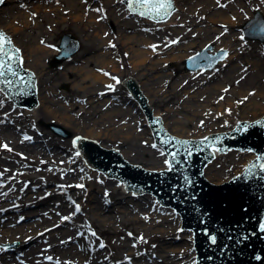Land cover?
Wrapping results in <instances>:
<instances>
[{
  "label": "rangeland",
  "instance_id": "rangeland-1",
  "mask_svg": "<svg viewBox=\"0 0 264 264\" xmlns=\"http://www.w3.org/2000/svg\"><path fill=\"white\" fill-rule=\"evenodd\" d=\"M7 1L1 21L22 50L26 67L38 72L40 106L46 104L59 115L67 111L69 118L60 121L40 106L17 108L0 91V264H9L4 257L29 264L18 261L24 244L38 247L33 259L42 257L39 264H196L194 236L181 230V219L173 210L161 207L152 195L134 196L118 181L88 167L73 138L54 132L49 125L97 137L102 146H117L131 163L154 170L168 167L167 156L160 147H153L142 112L136 102H130L122 84L129 75L138 78L155 112L165 117V126L174 135L204 137L209 131L230 130L236 121L264 116V96L258 95L264 89V44L245 37L241 30L257 8L264 15V0H235L245 7L239 23L229 27L236 39H224L202 27L196 38L180 44L185 34L198 28L195 23L207 24L212 17L209 9L216 2L226 0H210L208 9L200 7L202 0H175V18L166 25L129 16L120 0ZM181 19L184 22L177 25ZM222 27L213 26L217 31ZM104 30L111 38L108 45L102 39ZM64 33L78 36L82 45L54 69L49 61ZM246 41L251 45L249 52L230 60L236 54L232 46ZM208 43L215 45V51L226 49L228 57L212 71H187L183 60ZM172 44L179 46L172 52L161 51ZM104 52H108L105 60ZM255 62H263V68ZM236 66L238 72L233 69ZM241 66L246 70L239 72ZM88 70L109 83L94 82ZM241 73L244 79L237 80L236 74ZM254 79L257 82L248 81ZM64 83L69 90L62 88ZM223 89L233 91L232 96L220 100ZM70 105L72 111L67 110ZM107 114L110 126L104 125ZM5 132L35 138L11 146ZM254 157L239 151L218 155L205 169L206 177L223 183ZM62 234L73 235L68 245L74 255L56 238Z\"/></svg>",
  "mask_w": 264,
  "mask_h": 264
},
{
  "label": "water",
  "instance_id": "water-1",
  "mask_svg": "<svg viewBox=\"0 0 264 264\" xmlns=\"http://www.w3.org/2000/svg\"><path fill=\"white\" fill-rule=\"evenodd\" d=\"M122 3L127 7L126 0ZM5 4L6 0L0 4V8ZM175 10L176 5L172 0L169 16L163 20H151L166 21ZM1 14L2 8L0 32L10 38L1 21ZM243 29L249 38L264 43V16L260 10L255 12V17L247 21ZM13 41L11 39V46L19 49ZM80 47L81 42L76 35L64 34L58 45L59 53L50 60L51 67L57 68L78 52ZM213 49L214 45L210 44L186 59V69L212 70L218 61L226 57L224 53L227 55L226 50L211 54L209 50ZM16 55L18 59L12 62V66L18 72V77H6L14 83L10 89L4 84H1V88L17 106L34 109L39 105V84L35 76H38V72L24 67L20 50ZM20 77L24 80L23 84L19 83ZM138 81L137 77L129 76L123 84L145 115L156 144L165 150L169 168L149 170L140 164H132L130 159L124 158L123 151L120 152L117 146L103 147L97 137L76 135L74 143L87 164L108 178L124 183L127 191L136 195L153 194L163 206L174 209L182 219L183 229L194 233L196 264H264V231L261 230L264 224V169L260 167L264 159H257L258 156L264 157V116L254 121L242 120L229 131H209L211 134L204 138L175 136L169 132L171 128L165 127V117L155 114L154 107ZM63 88L69 89V85L65 84ZM133 99L130 96V102ZM49 126L58 134L73 136L71 131L58 124ZM233 149H251L257 157L243 172L240 171L242 173L232 174L240 173L228 181L222 184L210 182L205 177V168L215 158V150L225 153ZM188 150H191L190 156ZM172 152L178 153L175 161L170 155ZM211 235L216 237L215 244L210 240Z\"/></svg>",
  "mask_w": 264,
  "mask_h": 264
},
{
  "label": "bare ground",
  "instance_id": "bare-ground-1",
  "mask_svg": "<svg viewBox=\"0 0 264 264\" xmlns=\"http://www.w3.org/2000/svg\"><path fill=\"white\" fill-rule=\"evenodd\" d=\"M203 1V4L200 5L201 8H205V9H208L209 6L212 4L210 3V0H202ZM8 2V1H7ZM210 3V4H209ZM216 7L215 8H211L209 9L210 13L212 15L211 19L209 21H207L205 24L204 22H201V23H195L194 25L197 26L198 28H196L195 30L189 32V34H185V36L179 41V44L183 41V40H191L193 38H196V31L197 32H200V28L204 27L206 28L207 31H214V32H218L224 39L227 38V39H236L237 36L236 34H233L232 32H230V28L231 26L233 25H237L239 23V20L240 18L243 16V11L245 12V7H242V4H238L235 2V0H226L225 3H218L216 2ZM74 4H72L71 7H73ZM233 6V7H231ZM262 10L264 11V3L262 5ZM81 15H79L78 17H80ZM76 17V18H78ZM175 18V16H173ZM171 18L167 23H170V21H172L174 18ZM94 18V17H93ZM177 18V17H176ZM184 22L183 19L181 20H178L177 22V25H181L182 23ZM167 23H163V24H167ZM223 26L222 29L219 31H217L216 28H213V26ZM102 39L105 41L104 44L105 45H108L110 44L111 42V38L107 36V34L105 33V30L102 32ZM179 44H172L168 45L167 49L166 47L161 50V51H174L176 48H178ZM251 47L250 43L249 42H243L241 43L240 45H237V44H234V46H232V50L236 52V54H233V55H230L229 59L232 60L233 58L235 57H243V55H245L246 53L249 52V48ZM42 48L41 46L39 47V49ZM44 50H46V48H43ZM106 56H108V52H104V57L103 60L106 59ZM254 65H256L259 69L260 68H263V62H255L253 63ZM238 66L236 67H233V69L237 70L238 72ZM242 67V66H241ZM240 67V71H243V70H246L245 68H241ZM88 76L92 77L94 82H102L103 84L104 83H109V80L106 79V77L102 76L101 74H97L96 72H92L91 70H88ZM256 77H258V75H255ZM255 77V78H256ZM261 78H264L261 77ZM236 79L237 80H243V73L241 74H236ZM249 82H257L255 79L253 81H250L248 80ZM223 88V86H222ZM94 90V89H93ZM92 90V91H93ZM230 90V89H229ZM228 90V91H229ZM260 90V93H258V95H261V96H264V89H259ZM222 92L224 93V96H221L219 94V98L220 100L224 99V97H229V96H232L233 94V91L231 92H227L226 90H222ZM251 92V90H250ZM254 94L257 93L256 90H254V92H251ZM95 94V92H93V95ZM97 94V92H96ZM99 95V94H98ZM97 95V96H98ZM259 96V97H261ZM99 98H102L101 96ZM97 99V98H96ZM71 108L67 109L68 111H72L74 109L73 105H70ZM40 108H43L47 114H50L51 117H55V118H59L60 121H65L67 120V118H69V115L67 113V111H65V113H60L61 115H59L58 113H56L55 110L51 109L48 105L46 104H43L40 106ZM33 113V112H32ZM81 114V113H80ZM35 115V114H34ZM105 121H104V125L106 126H110L112 124V119H111V115L110 114H107L105 117ZM103 120L101 121H94V125L98 124V123H102ZM9 129V128H7ZM13 133H8V132H5V136L7 137V140H8V143L11 144V146L13 145H24V144H28L30 142H33L34 141V138L35 136H31V134H25L24 132H21V135H15ZM98 135L100 133H97ZM25 136H28L30 137L31 139L29 140H26L24 139ZM10 141V142H9ZM13 142V143H12ZM33 147V146H32ZM67 235H60V236H57L56 235V238H60L62 240V244L63 245H66L67 247H64L65 251L68 253V254H72L74 255L75 254V250L74 248L71 246V245H68V244H71L70 242L72 241L73 239V235L71 237L67 236ZM63 237H65L64 239H62ZM41 245V243H40ZM55 246H58L57 244H55ZM22 247H24L25 249L24 250H21L20 253L21 254V257H18V261L19 262H29V264H33V261L37 264H39L41 262V260H43V258H38V259H33V253H35V251H37V248L36 245H28V244H24ZM49 246L45 247L48 248ZM43 249V248H42ZM2 254V253H1ZM0 254V255H1ZM4 260L7 261L9 264H18L15 259H12V258H9V257H4ZM14 260V261H13ZM13 262V263H11ZM72 263V262H71Z\"/></svg>",
  "mask_w": 264,
  "mask_h": 264
},
{
  "label": "snow or ice",
  "instance_id": "snow-or-ice-1",
  "mask_svg": "<svg viewBox=\"0 0 264 264\" xmlns=\"http://www.w3.org/2000/svg\"><path fill=\"white\" fill-rule=\"evenodd\" d=\"M121 2H124V0H121ZM126 2L127 8L130 12L136 13L142 17H146L149 19L163 20L170 15V9L172 8V0H126ZM3 3L4 0H0V4ZM97 11L100 10L98 9ZM173 43H175V41H173ZM11 44V39L4 33L0 32V84H4L9 89L12 87L14 81L6 79V77H18V72L13 69L12 62L18 59L16 54L19 53V49L13 48ZM224 55L226 56V53H224ZM19 63L22 64V61H20ZM17 66H19V64ZM19 83H24L22 77L19 78ZM108 87L111 88L112 86L109 85ZM3 90L4 89L0 88V91ZM24 139L29 140L31 138L25 136ZM161 143H169V141H161ZM4 147L7 148L8 146L4 145ZM153 147H156V145L153 144ZM8 150L11 151V149ZM249 151H251V149H249ZM161 154L163 155V152ZM170 155L172 156L173 161H175L178 153L172 152L170 153ZM188 155H191V150H188ZM257 159H264V157L258 156ZM165 163L169 162L165 161ZM253 167H255V165H253ZM260 167L261 169H264V164L260 165ZM76 210L79 211L78 205L76 207ZM63 219L69 218L64 217ZM261 230L264 231V224L261 225ZM210 240L213 244H215V235H211ZM101 247H103V244H101ZM48 259L52 260V257H48ZM257 259H259V257H257Z\"/></svg>",
  "mask_w": 264,
  "mask_h": 264
}]
</instances>
